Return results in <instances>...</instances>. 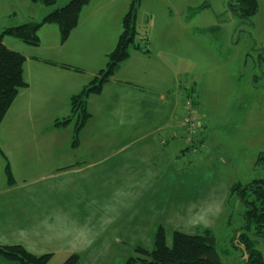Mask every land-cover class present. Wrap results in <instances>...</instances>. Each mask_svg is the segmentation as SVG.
I'll return each mask as SVG.
<instances>
[{
	"label": "rangeland",
	"instance_id": "1",
	"mask_svg": "<svg viewBox=\"0 0 264 264\" xmlns=\"http://www.w3.org/2000/svg\"><path fill=\"white\" fill-rule=\"evenodd\" d=\"M69 1L47 9L30 0H0V34L5 28L41 21ZM133 2L114 0L108 8L111 16L99 32L104 39L93 42L99 67L91 58L82 61L84 56L70 53L72 42L62 40L56 24L40 28L39 45L4 36L8 48L26 57L24 78L32 97L25 99L40 108L39 115H26L41 125L39 132L19 127L18 140L25 144L19 149L21 161L0 162V245L52 254L49 264H64L72 255L79 256L78 264H126L140 257L137 248L155 249L160 227L169 247L175 231L194 235L210 229L223 264H246L236 239L247 230L246 207L231 188L264 178V167L257 163L264 153V0H258V13L250 21L233 13L230 0L137 2L136 42L147 45L151 57L132 55L124 71L154 82L193 79L195 91L191 87L177 103V115L184 118L178 131L188 135L185 103L193 100L201 126L191 136L197 141L204 137L205 125L204 146L195 150L194 143L180 145L176 138L174 148H165L160 142L165 131L158 127L171 124L170 119L146 124L131 111L129 98L114 97L109 86L110 95L94 94L87 100L92 117L79 134L78 142L99 146L59 153L48 145L75 143L78 118L65 126L56 123L71 115L69 109L64 112L96 77L94 68H106ZM46 64L70 66L73 75L50 73L43 68ZM146 130L151 133L143 137ZM11 141L16 139L12 136ZM59 155L64 166L95 165L83 167L89 169L87 177L68 172L52 178ZM8 164L13 183L6 173ZM257 246L264 254V240ZM0 264L18 263L0 255Z\"/></svg>",
	"mask_w": 264,
	"mask_h": 264
},
{
	"label": "trees",
	"instance_id": "2",
	"mask_svg": "<svg viewBox=\"0 0 264 264\" xmlns=\"http://www.w3.org/2000/svg\"><path fill=\"white\" fill-rule=\"evenodd\" d=\"M30 1L46 8H54L61 0ZM91 1L70 0L65 5L48 12L41 21L32 20L19 26L5 28L0 34V126L20 91L29 85L24 78L26 57L8 48L3 42L4 36H15L30 45H39L40 28L45 24H56L60 28L62 40L65 41L78 25L82 9ZM138 1L140 0H134L130 10L123 18V31L118 38L115 49L107 55L108 63L106 68L98 72L96 77L79 95H75L72 98L71 115L56 123V125L62 124L65 126L72 121L73 117L78 118L75 143H78L80 132L92 117L87 110L89 97L102 93L104 85L116 73L121 63L130 57L131 49L150 54V49L147 45L136 42V5ZM229 8L242 20L250 21L258 13L259 2L258 0H230ZM64 67L67 69L72 68L67 65ZM187 101H191V104L193 102L192 105L195 107L194 101L187 99L185 108ZM197 125L198 127L201 126L198 120ZM186 129L188 131V126ZM187 136L182 135V140L189 143L186 141ZM192 139L191 142L194 143V146L191 147L196 150L199 148L197 140ZM257 163L264 167L263 152L258 155ZM6 173L9 176V182L13 183L14 180L9 164L6 167ZM231 190L233 194L238 195L246 207L247 230L240 234L237 233L236 238L243 246L247 257L246 264H264V256L257 246L259 239L264 240V178L255 179L247 184L238 182L232 186ZM216 244L217 238L214 232L210 229H205L201 234L194 235L175 231L173 246L169 247L166 243V232L160 227L156 235L155 249L149 252L141 247L137 248L140 257H131L126 264H223ZM0 255L6 260L18 264H49L53 256L52 254L35 255L23 245H0ZM78 263L79 256L72 255L64 264Z\"/></svg>",
	"mask_w": 264,
	"mask_h": 264
},
{
	"label": "crops",
	"instance_id": "3",
	"mask_svg": "<svg viewBox=\"0 0 264 264\" xmlns=\"http://www.w3.org/2000/svg\"><path fill=\"white\" fill-rule=\"evenodd\" d=\"M114 0H92L89 4H87L83 10V16L80 17L79 23L74 28V30L70 34V53H78L82 57V61H85L88 59H92V63L98 62L99 67V61L97 57H95L94 51H93V42L96 38L104 39L103 35L99 34L100 30L102 29V24L107 22V19L111 16V12L108 11V8L111 7V3ZM46 8V7H44ZM48 9V8H47ZM146 38V37H145ZM144 38V39H145ZM73 40V41H72ZM104 44V42H101ZM110 43V42H109ZM73 45V46H72ZM109 45V44H108ZM111 51V50H110ZM107 55V54H106ZM145 56L150 58L151 54H144L139 51H133L131 52L130 57L124 61L116 71V73L111 77V79L104 85L103 91L101 94L106 93L110 95V92L106 90L107 86H109L112 89V95L114 97H120L125 96L129 98L128 102H130V109L133 113H135V116L140 119H144L146 124L154 122L152 119H166L169 118L170 122H164V128L158 127V130H164L165 137L161 139V144L164 145L165 148H174L176 141V138H179L180 145H182V135L179 133L178 129H180L179 126H182L184 123V118L179 117L177 115V108H178V100L181 98V96L184 98L193 85H195L193 79L191 81L186 80H178L174 77L168 78V79H162V81H151L147 78L143 79L140 76H137L131 71L125 72L124 70V64H126L127 61L130 60L131 56ZM50 64V63H49ZM46 64L45 70L52 73L53 70L59 74L67 75L72 74V71L70 69H67L64 71L62 67L63 65L57 64V65H49ZM79 65V64H77ZM84 65V64H83ZM159 64L158 66H160ZM80 67V66H79ZM158 68V67H157ZM99 70L94 68L93 77L97 75ZM69 76V75H68ZM192 84L191 86H189ZM29 87V86H28ZM28 87L22 90L18 96L16 97L14 103L12 104L11 108L9 109L7 115L5 116L1 126H0V162L3 163L6 161V159L12 161L18 160L21 161L24 157V154L19 149H25V144L21 143L19 139V133H20V126L24 125L28 128L34 129L37 132H39V128L41 125V120H37L35 122H32V118L27 116V112H30L31 116L33 117L34 114L39 115L40 113H37L39 110V106H37L34 103H31L30 101H27L26 98L29 100L32 97L31 95H27ZM195 91V88H192ZM55 92V91H54ZM100 94V95H101ZM188 94V93H187ZM29 96V97H28ZM117 99V98H113ZM30 102V103H29ZM39 108V109H38ZM71 111V104L70 106L66 108V111L64 112V115H67ZM63 115V114H61ZM70 115V114H69ZM55 116V115H54ZM20 117V119H19ZM56 117V116H55ZM32 123L33 125H26ZM140 123H144V121H140ZM203 126V125H202ZM86 127V126H85ZM84 127V128H85ZM205 131H204V137L199 139L197 141L198 147H202L205 144H203L206 135V127L204 125ZM147 128H139V130H143ZM138 130V131H139ZM137 132V130L135 131ZM147 133V130L142 132V136L144 137ZM151 132L149 131L147 135H149ZM12 136L16 139L15 142L11 141ZM181 138V139H180ZM47 145V144H45ZM49 147L54 150L61 152V149H65L67 151L72 150H94L99 144L97 143H87L84 144L82 142L78 143H60L53 141L52 143L48 144ZM182 147V146H180ZM183 149V148H182ZM54 161L58 158V155L55 154ZM61 155H59V163L60 165L57 168H54L51 170V177L54 176L59 177L67 176L69 174H86L85 177L88 176L89 169L84 170L83 167L85 166H92L95 165L94 162L92 163H86L85 166H77V165H71V164H64L62 163V159L60 158ZM102 163V160H98L96 163ZM51 164V161H50ZM1 166V164H0ZM54 171V172H53ZM85 172V173H83ZM48 175L41 176L40 179H45V177H48ZM55 178V177H54ZM6 203V201H5ZM2 205L3 202H0ZM45 212H49L47 210H44ZM262 252V250H260ZM263 254V252H262ZM264 256V254H263Z\"/></svg>",
	"mask_w": 264,
	"mask_h": 264
},
{
	"label": "built area",
	"instance_id": "4",
	"mask_svg": "<svg viewBox=\"0 0 264 264\" xmlns=\"http://www.w3.org/2000/svg\"><path fill=\"white\" fill-rule=\"evenodd\" d=\"M186 111H187V116L185 118V123L187 124L188 131H189L186 141L191 142V139H192L191 134H195L196 129L198 128V125H197V120H198L197 114L198 113H197V110L191 104V101H187Z\"/></svg>",
	"mask_w": 264,
	"mask_h": 264
}]
</instances>
